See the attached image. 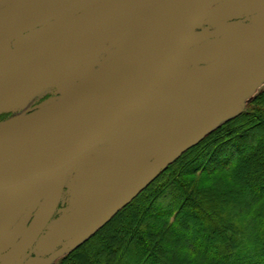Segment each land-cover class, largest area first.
I'll return each mask as SVG.
<instances>
[{
	"label": "water",
	"instance_id": "95a60500",
	"mask_svg": "<svg viewBox=\"0 0 264 264\" xmlns=\"http://www.w3.org/2000/svg\"><path fill=\"white\" fill-rule=\"evenodd\" d=\"M240 13L250 22L199 30ZM263 83L264 0H20L0 8V113L45 89L61 92L0 121V240L15 243L4 258L32 251L71 171L118 128L150 113L177 118L144 123L119 140L130 143L111 148L126 160L115 167L84 165L94 174L69 191L91 201L52 229L70 231L102 202L110 206L45 264L87 240L184 150L239 114ZM27 205L32 220L21 217L8 230Z\"/></svg>",
	"mask_w": 264,
	"mask_h": 264
},
{
	"label": "trees",
	"instance_id": "16d2710c",
	"mask_svg": "<svg viewBox=\"0 0 264 264\" xmlns=\"http://www.w3.org/2000/svg\"><path fill=\"white\" fill-rule=\"evenodd\" d=\"M60 264H264V89Z\"/></svg>",
	"mask_w": 264,
	"mask_h": 264
},
{
	"label": "flooded vegetation",
	"instance_id": "af4514ba",
	"mask_svg": "<svg viewBox=\"0 0 264 264\" xmlns=\"http://www.w3.org/2000/svg\"><path fill=\"white\" fill-rule=\"evenodd\" d=\"M16 1H20V0H0V8L8 4H11L13 2H16ZM249 18L250 16L247 15L246 13H240L238 15H232L224 19H221L219 21H216L214 24H205L199 27V30H202L205 28H210V30H213L214 25L219 22L221 23L240 22V21L250 22ZM251 52L252 51H249L248 53H246L244 56L240 58V60L245 59ZM237 62L238 61L221 69L220 77L223 76L227 70L232 71L233 66L236 65ZM59 87L60 86H57L54 88H48V89H45L39 92L38 94L33 96L26 105L22 106L21 108L12 109L10 111L0 113V121H4L12 117L18 116L20 114L28 113L34 110L39 104H41L45 100L50 99L51 97L60 95L61 92L59 90ZM164 118L165 119L172 118V121L170 124H172L174 120L176 121L177 119L175 118L174 115L168 114V113H164V114L150 113L142 119L130 120L125 125L118 128V130H116L114 134L104 139L100 144H98L89 153H87L84 156V158L80 161V164L82 165V167H75L71 171L68 177V180H67L64 198L62 199V202L58 208V211L53 217L49 227L42 234L38 242L33 246L32 251H25L21 253L20 255H18L17 257H15L14 260L9 262V260L4 257L9 252L11 253V251L14 250L15 243L10 242V243H7V245L5 246H1V243L3 241L0 240V264H45L44 262L45 259H48L50 256H53L54 254L59 253L61 250L67 248L70 242L78 235V233H80L83 229H85L86 227L91 225L94 221H96V219L101 215L102 211L107 210L106 205L107 203H109L108 200L102 202L99 206L94 208V210H92L72 230L64 232V233H59L57 230H53L52 227L55 224L68 219L69 217L77 213L81 208L87 206L91 201L89 200V201H86V203H84L81 201V199H78V200H74V198L72 199V195L70 194V191H69L70 186L73 185V183H78L81 180L82 176L94 174V172L91 173L92 169L91 171H88L85 167L91 164V166H94V168H98L97 166L99 165L92 164L94 162L90 163L91 160L93 161L103 160L104 162L109 163L113 167H115V163H122V161H126L124 160V158L112 155L110 153L112 152L111 148L114 146H121L123 144L128 145L130 142H124V141L118 142V141L122 139H129L135 135H138V134L133 135V133H137L136 129L139 125H143L144 123H148V122H154L157 120L159 121L160 119H164ZM170 124L167 125L165 129L168 126H170ZM159 125L160 123H157L156 126H151L149 130L156 129L157 126ZM118 133H121V136L117 138L116 136ZM11 196H12L11 194H8L6 196L5 203L6 201L7 202L9 201ZM78 203H81V204L78 206ZM4 205L0 206V211L2 210ZM109 206H110V203H109ZM27 207L28 205L23 207L22 211L19 213L18 217L16 218L14 223L9 227L8 230H11L15 226V224L20 221L21 217H24L23 221L25 223H26V220H30L31 218H33L35 210L25 214ZM8 230H6V232ZM1 238H2V235L0 236V239ZM70 252H67L64 255H67ZM64 255L58 256L50 264H53L54 262L56 263L59 260L61 261Z\"/></svg>",
	"mask_w": 264,
	"mask_h": 264
},
{
	"label": "rangeland",
	"instance_id": "374dc122",
	"mask_svg": "<svg viewBox=\"0 0 264 264\" xmlns=\"http://www.w3.org/2000/svg\"><path fill=\"white\" fill-rule=\"evenodd\" d=\"M264 89V83L260 86V87H258L252 94H251V96H249L248 97V99L246 100V103H245V107L243 108V110L248 106V103L251 101V99L256 95V94H258V93H260L262 90ZM242 110V111H243ZM65 256V255H64ZM61 259V258H60ZM62 260V259H61ZM60 261V260H59ZM59 261L58 262H54L53 264H60L61 263V261H60V263H59Z\"/></svg>",
	"mask_w": 264,
	"mask_h": 264
}]
</instances>
